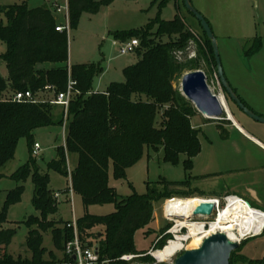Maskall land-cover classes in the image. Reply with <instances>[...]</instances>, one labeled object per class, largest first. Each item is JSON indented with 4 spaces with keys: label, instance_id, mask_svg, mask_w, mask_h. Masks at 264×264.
<instances>
[{
    "label": "trees",
    "instance_id": "obj_1",
    "mask_svg": "<svg viewBox=\"0 0 264 264\" xmlns=\"http://www.w3.org/2000/svg\"><path fill=\"white\" fill-rule=\"evenodd\" d=\"M67 1L69 28H75L82 12L97 13L113 0ZM54 12L46 6L28 7L25 1L0 5V13L6 18L5 23L0 22V40L5 43L0 59L7 76L0 75V178L4 176L2 167L14 157L21 138L26 139L28 151V159L9 175L17 185L6 192L0 209V264H54L58 261L62 264L54 256L43 257L45 249L41 242L42 231L50 228L55 247L62 248L73 238V229L66 225L67 221L52 216L57 210V201L48 184L49 170L68 175L67 155L70 153L76 155V164L70 170L69 181L83 206V214L76 220L77 230L80 236L84 234L88 245H97L99 264H131L133 261L120 258L128 253L139 254L135 260L148 264L152 258L146 251L136 250L134 231L153 219L155 203L176 195L177 190L167 188L170 183L163 180V189L148 184L144 193L133 190L127 196H120L108 183V170L111 166L112 177L124 179L126 170L137 163L145 151L156 152L160 147L165 162L176 165L183 154L185 169L191 168L193 157L200 151V130L191 122L197 110L174 84L184 65L172 53L192 39L193 32L179 13L169 20L155 18L139 29L114 32L115 38L121 40L140 36L137 61L123 67V81H112L104 91H94L92 81L103 71L101 62L69 64L68 35L65 30L55 29ZM199 26L203 41L199 51L203 53L205 47L208 49L215 68L210 41L200 23ZM154 35L167 39H155ZM68 66L77 92L66 113L65 144L58 145L55 157L40 167L31 153L33 132L40 127H62L63 110L49 99L66 88ZM46 85L53 88L46 90ZM25 90L33 94L34 100L11 99L14 92ZM28 176L33 182L32 204L39 215H30L23 221L28 229L26 244L31 256L13 257L6 248L16 228L3 224L7 221L8 207L20 201L23 182ZM96 204H113L114 210L104 215L90 214L88 207ZM61 223L62 227H56ZM95 226L100 227V236L91 231ZM165 229L161 230L153 248L164 246L169 236ZM234 253L235 250L231 252L229 263Z\"/></svg>",
    "mask_w": 264,
    "mask_h": 264
},
{
    "label": "rangeland",
    "instance_id": "obj_2",
    "mask_svg": "<svg viewBox=\"0 0 264 264\" xmlns=\"http://www.w3.org/2000/svg\"><path fill=\"white\" fill-rule=\"evenodd\" d=\"M25 1L28 7L46 6L54 11L53 1L63 4L64 0H0V5L21 3ZM193 6L207 19L216 37L220 63L224 76L229 85L234 89L239 98L253 112L264 116V0H191ZM182 15L190 25L193 38L179 50L174 51L173 56L184 65L182 74L174 81L180 90L183 75L189 71L202 70L207 75V83L216 95H222L221 86L215 74V68L211 62L208 49L199 51L203 45L202 31L195 16L183 5L181 0H113L109 5L102 6L97 13L82 12L75 28H69L68 35V62L79 64L88 62H101L103 71L92 81V89L103 91L112 81H123V67L134 64L138 53L131 52L120 54L118 45L113 44L114 32L139 29L150 20L159 18L169 20L175 14ZM57 24L64 23L61 13L54 12ZM0 22L5 23L6 18L0 13ZM154 25L152 31H155ZM138 38L140 36H137ZM154 38L165 40L166 36ZM175 39V36H173ZM141 49V47H140ZM5 50V43L0 40V54ZM0 75L6 76L5 66L0 62ZM181 92V91H180ZM226 104L230 106L235 117L243 124L246 130L264 141V122L255 120L246 115L233 101L226 97ZM203 119V120H202ZM193 126L199 128L200 151L192 159L190 169H185L183 160L179 157V163L174 165L163 160V150L145 151L141 159L126 170V178L114 179L112 168L108 170V183L113 186L120 196H127L133 192L144 193L147 185H156L163 189L166 181L170 183L167 188L177 190V194L158 201L154 204L153 219L134 231L133 240L137 251H146L145 254L152 260L148 264L173 263L174 258L183 249L194 247L191 238L184 242V247L178 250L168 260L159 261L153 251L154 242L160 237L161 230L172 239L174 232L183 234L187 232L186 226L177 224L179 217L172 213L171 203L176 197H218L219 208L225 205L219 189L223 184L248 181L256 184L258 192L264 188V149L249 143L242 136L232 132L224 119H208L205 116H196L192 119ZM219 124V125H218ZM244 135V134H243ZM33 141L40 145L36 164L44 166V162L55 157L58 145L63 144L62 127H40L33 132ZM28 159L27 141L21 138L16 146L14 157L8 161L0 178V209L5 200L6 192L17 185V182L9 175ZM76 164L75 154L67 155V166L73 169ZM229 170H238L237 178L227 176ZM223 172L224 176L221 175ZM226 174V175H225ZM171 183H177L171 184ZM48 184L59 196H54L57 201V210L53 217L62 218L64 221L72 220L73 214L79 218L83 214V206L80 196L69 190V176L55 170L48 171ZM23 192L20 201L11 204L7 209V221L4 227H15L16 232L6 252L13 257L29 258L31 250L26 244L27 227L23 222L30 215H39L32 204L33 182L28 176L23 182ZM251 206L264 209V203H256L248 195L241 194ZM264 202V201H263ZM114 210L113 204L91 205L88 212L94 215H104ZM214 218V217H213ZM210 218L207 221L213 220ZM193 221L202 222V218L193 217ZM205 221V222H207ZM35 226V225H33ZM63 224H56L62 227ZM181 227V228H180ZM177 229V230H176ZM100 227L95 226L92 232H99ZM78 238L83 244H87L84 234ZM200 243V242H199ZM198 243V244H199ZM66 244V243H65ZM55 247L52 242L51 228L42 231L41 246L45 252V259L63 257L65 248ZM197 244V245H198ZM163 246V247H164ZM162 247V248H163ZM161 249V248H160ZM132 254V253H128ZM54 256V257H53ZM133 257V263L146 264L143 260ZM264 229L256 235H247L238 243L233 258L229 264H264ZM102 264V263H100Z\"/></svg>",
    "mask_w": 264,
    "mask_h": 264
},
{
    "label": "water",
    "instance_id": "obj_3",
    "mask_svg": "<svg viewBox=\"0 0 264 264\" xmlns=\"http://www.w3.org/2000/svg\"><path fill=\"white\" fill-rule=\"evenodd\" d=\"M185 8L191 12L199 21L206 37L210 41L215 62V74L221 86L222 96L226 103V97L233 101L246 115L264 122V116L253 112L239 98L234 89L226 80L220 63L219 51L216 37L207 19L193 6L191 0H183ZM180 91L190 101L197 112L208 119H220L223 115L231 118L229 107L221 103L218 95L212 92L208 83L207 75L202 70H194L185 73L181 79ZM248 205L249 202H246ZM216 212V205L213 202H202L193 211V217L202 218L205 221L213 218ZM61 218H59L60 220ZM100 236V232H98ZM239 241L231 240L221 231L212 232L202 237L200 243L194 247L185 248L177 255L173 263L162 264H229L231 252L238 246ZM94 252L98 253L97 245H94ZM140 264V263H133Z\"/></svg>",
    "mask_w": 264,
    "mask_h": 264
},
{
    "label": "bare ground",
    "instance_id": "obj_4",
    "mask_svg": "<svg viewBox=\"0 0 264 264\" xmlns=\"http://www.w3.org/2000/svg\"><path fill=\"white\" fill-rule=\"evenodd\" d=\"M218 97L227 108L223 96L220 94ZM202 202H213L217 205L219 200L215 197H176L171 203L172 213L180 218L177 224L186 226L187 232H174V237L163 248L153 251L159 261L168 260L184 247V242L189 238L192 239V245H197L203 236L221 231L231 240L239 241L246 235L260 233L264 227V211L251 207L235 195L229 196L223 207H218L213 220L208 224L204 221L195 222L192 220L193 211Z\"/></svg>",
    "mask_w": 264,
    "mask_h": 264
},
{
    "label": "built area",
    "instance_id": "obj_5",
    "mask_svg": "<svg viewBox=\"0 0 264 264\" xmlns=\"http://www.w3.org/2000/svg\"><path fill=\"white\" fill-rule=\"evenodd\" d=\"M52 6L54 8V11L57 13H61L64 18V23L57 24L55 29L57 31L65 30L66 32H68L69 30L68 1L64 0L63 4H59L56 1H53ZM113 44L118 45L119 53L124 55V54H128L131 52H135L137 47L139 46V40L136 37H131L125 40L115 39L113 41ZM67 70H68V80H67L66 88L62 91L57 92L54 96H52L49 99L50 103L61 106L63 110V114H64V120L62 124L63 144H65V120H66V113H67L68 105L74 93L77 92L75 90L76 81L70 75V66H68ZM44 88L46 90H51L53 87L51 85H46ZM11 99L14 101H31V100H34V96L29 90L16 91L11 95ZM39 149H40L39 143L34 142L32 145V150H31L32 155L37 156L39 153ZM67 171H68V176H69L70 169L68 166H67ZM69 190L72 191L71 184H70ZM54 196L56 197L59 196V193L54 192ZM229 196H232V194H227L223 196L222 199L224 200L225 204ZM215 198L219 200L218 204L216 205V210H218L220 199L218 197H215ZM239 198L242 201L247 202L245 199L241 197ZM76 220L77 219L73 214L72 220L67 221L66 225L68 227H72L73 229V238L66 242L65 248L63 251V257L60 258L59 260L61 261L62 264H99L98 253L94 252V244L92 245L83 244L82 241L79 240L78 234H77L78 230H77ZM209 222L210 221H207L205 222V224H208ZM169 240L170 239H168V241ZM137 256H139V254H124L120 258L125 259V260H130L131 258L137 257ZM59 263L60 262L58 261V262H55L54 264H59Z\"/></svg>",
    "mask_w": 264,
    "mask_h": 264
},
{
    "label": "crops",
    "instance_id": "obj_6",
    "mask_svg": "<svg viewBox=\"0 0 264 264\" xmlns=\"http://www.w3.org/2000/svg\"><path fill=\"white\" fill-rule=\"evenodd\" d=\"M55 18L57 20L56 16H55ZM0 62L4 65V63H3V61L1 59H0ZM6 77L7 76H5L4 78H6ZM94 91H96V90H94ZM228 107H229V111L231 113V118H228L227 116H225L224 120H226V125H223V126H225L226 128H229L230 131H231V134H232V132H234V133L242 136L243 138H245L249 143H251L253 145H256L257 147H260L261 149H264V141L259 139L254 134H252L250 131L246 130L245 127L243 126V124L235 117V115H234L233 111L230 109L229 105H228ZM196 116H200V118H203L204 115H202L201 113L197 112L194 115V117H196ZM194 117H192V119ZM192 119H191V122H192ZM220 119H223V117L220 118ZM75 158H76V155H75ZM237 171L238 170H229L226 174H227V176H230V174H231V176H233V178H237L236 177L237 176V174H236ZM221 175L224 176L223 172L221 173ZM256 184H258V183L248 182L246 180H244V181L240 180L237 183H232L230 185L229 184L221 185L219 191H220V193H222L221 195H223V194H225V192H227V193H230L232 195H236L237 197H241L239 194H237V191H238L241 194L248 195L252 199V201H254L256 203H264L263 202L264 201V188L262 190V193H260L257 190L258 186ZM214 197H216V196H214ZM241 198H243V197H241ZM253 207L258 208L256 206H253Z\"/></svg>",
    "mask_w": 264,
    "mask_h": 264
},
{
    "label": "flooded vegetation",
    "instance_id": "obj_7",
    "mask_svg": "<svg viewBox=\"0 0 264 264\" xmlns=\"http://www.w3.org/2000/svg\"><path fill=\"white\" fill-rule=\"evenodd\" d=\"M231 101V100H230ZM223 119H225V117H223Z\"/></svg>",
    "mask_w": 264,
    "mask_h": 264
}]
</instances>
